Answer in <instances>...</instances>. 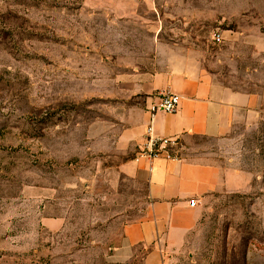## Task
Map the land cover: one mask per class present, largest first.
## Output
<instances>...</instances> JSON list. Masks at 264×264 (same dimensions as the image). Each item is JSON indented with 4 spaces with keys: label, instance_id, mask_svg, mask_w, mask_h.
<instances>
[{
    "label": "rangeland",
    "instance_id": "374dc122",
    "mask_svg": "<svg viewBox=\"0 0 264 264\" xmlns=\"http://www.w3.org/2000/svg\"><path fill=\"white\" fill-rule=\"evenodd\" d=\"M166 64L259 107L211 144L249 186L197 200L161 264H264V0H0V264H144L147 249L119 254L149 212L124 165L151 108L143 72Z\"/></svg>",
    "mask_w": 264,
    "mask_h": 264
},
{
    "label": "crops",
    "instance_id": "0c3cea01",
    "mask_svg": "<svg viewBox=\"0 0 264 264\" xmlns=\"http://www.w3.org/2000/svg\"><path fill=\"white\" fill-rule=\"evenodd\" d=\"M142 77L139 92L149 108L163 91L181 96L177 112L158 113L153 126L156 136L175 139L177 145L174 157L166 152L153 159L143 155L149 111L132 133L139 155L124 168L130 177L146 182L149 212L142 221L126 226L119 254L132 256L135 248L147 249L144 264H161V250L182 247L196 227L200 207H191L190 199L202 202L210 195L249 186L251 175L236 169L233 158L219 154L211 144L226 140L237 124L256 114L259 100L221 85L207 73L176 64L144 71Z\"/></svg>",
    "mask_w": 264,
    "mask_h": 264
},
{
    "label": "built area",
    "instance_id": "2783aa9c",
    "mask_svg": "<svg viewBox=\"0 0 264 264\" xmlns=\"http://www.w3.org/2000/svg\"><path fill=\"white\" fill-rule=\"evenodd\" d=\"M181 102V96L169 90L163 91L158 96V101L150 108V119L147 128V143L143 155L150 159L160 156L163 152L168 153L169 157H174L173 149L177 145V140L166 139L156 136L154 133V121L158 113H175L177 112ZM189 205L195 207L197 205L196 198L189 200Z\"/></svg>",
    "mask_w": 264,
    "mask_h": 264
}]
</instances>
